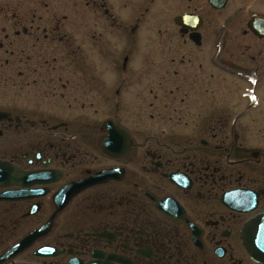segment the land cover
I'll list each match as a JSON object with an SVG mask.
<instances>
[{
    "label": "flooded vegetation",
    "instance_id": "1",
    "mask_svg": "<svg viewBox=\"0 0 264 264\" xmlns=\"http://www.w3.org/2000/svg\"><path fill=\"white\" fill-rule=\"evenodd\" d=\"M263 212L264 0H0V264H264Z\"/></svg>",
    "mask_w": 264,
    "mask_h": 264
},
{
    "label": "water",
    "instance_id": "2",
    "mask_svg": "<svg viewBox=\"0 0 264 264\" xmlns=\"http://www.w3.org/2000/svg\"><path fill=\"white\" fill-rule=\"evenodd\" d=\"M259 222H262L264 224V213L249 221L245 225L243 230L244 243L247 246L249 252L255 257L259 254L257 249L260 248L264 249V226L261 228L259 233L260 241L259 242L254 241L255 227Z\"/></svg>",
    "mask_w": 264,
    "mask_h": 264
},
{
    "label": "rangeland",
    "instance_id": "3",
    "mask_svg": "<svg viewBox=\"0 0 264 264\" xmlns=\"http://www.w3.org/2000/svg\"><path fill=\"white\" fill-rule=\"evenodd\" d=\"M250 63H252V62H250ZM228 87L230 88L231 86L230 85H228ZM230 90H228V92H229ZM231 92V91H230ZM234 92V91H233ZM235 103V101H232L231 102V105H233ZM235 106V105H234ZM234 106H232L233 108H234Z\"/></svg>",
    "mask_w": 264,
    "mask_h": 264
}]
</instances>
